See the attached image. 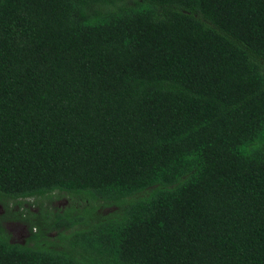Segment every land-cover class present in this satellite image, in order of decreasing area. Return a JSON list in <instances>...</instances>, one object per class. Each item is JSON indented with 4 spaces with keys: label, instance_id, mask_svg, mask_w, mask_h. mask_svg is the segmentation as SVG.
<instances>
[{
    "label": "trees",
    "instance_id": "16d2710c",
    "mask_svg": "<svg viewBox=\"0 0 264 264\" xmlns=\"http://www.w3.org/2000/svg\"><path fill=\"white\" fill-rule=\"evenodd\" d=\"M0 204V264H264V0H0Z\"/></svg>",
    "mask_w": 264,
    "mask_h": 264
},
{
    "label": "rangeland",
    "instance_id": "374dc122",
    "mask_svg": "<svg viewBox=\"0 0 264 264\" xmlns=\"http://www.w3.org/2000/svg\"><path fill=\"white\" fill-rule=\"evenodd\" d=\"M29 209H22V207L24 206V204H22L20 207L15 208L16 206H12L14 207L16 214H14L15 216L12 218H9L8 220H4L2 225L3 227L6 229L7 233L10 234L11 239H13L15 242L17 241H21L22 239H25L24 233L22 232L23 228L22 225L23 222L21 221V217L19 216V214H21L23 211L26 210L32 212L35 211L37 209V204L33 203V200H29L28 201ZM71 202L69 200L68 197H59L58 199L55 200V202L52 203V206H54L53 208H58L59 210H64L66 208H70L71 207ZM11 205V204H10ZM37 205V206H36ZM1 204H0V215L6 213V210H4L3 208H1ZM15 218V219H13ZM35 232V230L33 231ZM50 237L54 235V233H50L48 234ZM27 239V238H26ZM20 243V242H18Z\"/></svg>",
    "mask_w": 264,
    "mask_h": 264
},
{
    "label": "flooded vegetation",
    "instance_id": "af4514ba",
    "mask_svg": "<svg viewBox=\"0 0 264 264\" xmlns=\"http://www.w3.org/2000/svg\"><path fill=\"white\" fill-rule=\"evenodd\" d=\"M26 202H27V204H25V207H29L28 201H26ZM4 214H6V213H4ZM4 214H2V215H4ZM22 228H23L22 232L24 233L25 239H22L21 241H17V243L20 242V244L21 243L24 244L25 241H27L26 238H28L30 236V234H29L28 230L26 229L25 225H22ZM10 240H11V242H15L13 239H11V237H10Z\"/></svg>",
    "mask_w": 264,
    "mask_h": 264
}]
</instances>
